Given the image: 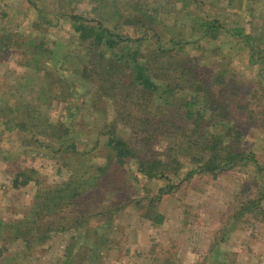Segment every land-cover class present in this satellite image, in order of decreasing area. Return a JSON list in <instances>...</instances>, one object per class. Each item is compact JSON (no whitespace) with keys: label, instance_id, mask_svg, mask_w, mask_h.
<instances>
[{"label":"rangeland","instance_id":"374dc122","mask_svg":"<svg viewBox=\"0 0 264 264\" xmlns=\"http://www.w3.org/2000/svg\"><path fill=\"white\" fill-rule=\"evenodd\" d=\"M137 2L159 19L163 40H196L185 51L195 57L193 62L201 65V71H224L216 84L224 88L222 93L227 91L225 84H230V97L225 100L217 92L229 107L211 110L212 116L230 112V125L243 131L240 147L251 149L260 165L226 170L215 178L198 173L184 179L193 164L179 155L183 167L169 182L149 179L128 162L123 175L108 172L105 176L104 185L114 182L113 188L87 193L77 206L62 212L68 218L59 217L58 230L32 247L23 241L11 243L0 264H264V172L259 173L261 168L264 171V0ZM134 3L136 0H0V244L6 225L30 216L38 191L54 190L82 177L84 183L99 175L97 168L110 165L112 154L104 146L107 136H100L101 132L130 131L116 124L123 121L113 103L95 102L91 84L79 76L90 64L85 63L86 44L75 34L69 16L79 15L112 29L103 13L127 5L126 14L132 16L140 13ZM199 19L218 21L226 33L198 38L193 29L199 27ZM117 21V17L112 20L115 25ZM237 28L258 40L236 39ZM118 32L140 35L126 25ZM4 38L9 39L8 46L3 45ZM14 100L31 105V118H37L35 138L6 129L1 111ZM17 110L28 127L34 124L26 116L25 105ZM66 128L73 132L63 139ZM214 129L225 133L220 125ZM62 140L84 154L69 152L66 147L56 153ZM160 145L165 141L160 140ZM123 179L129 187L121 186ZM169 184L177 187L156 203L155 211L163 216L157 223L155 217L143 213L149 199ZM243 207L250 210L243 211ZM78 216L86 221L74 223Z\"/></svg>","mask_w":264,"mask_h":264},{"label":"trees","instance_id":"16d2710c","mask_svg":"<svg viewBox=\"0 0 264 264\" xmlns=\"http://www.w3.org/2000/svg\"><path fill=\"white\" fill-rule=\"evenodd\" d=\"M134 5L139 7L140 13L132 16L126 14L129 9L127 5L118 6L120 11L103 13L107 22L112 23V29L104 23L87 21L79 15L69 16L75 34L78 35L80 42L86 44L88 57L85 63L90 64L83 67L79 76L88 82L87 84H91L90 92L95 102L104 104L111 102V105L113 103L112 106L118 109V116L123 121L116 124L129 127L130 131L126 133L118 128L115 133L103 131L99 134L107 136L104 146L112 154L109 160L111 163L97 168L99 175L87 179L85 182H89L88 184L83 183L82 177L68 183L63 182L54 190L48 188L44 193L38 191L37 201L29 210L30 216L25 215L27 218L24 216L23 219L15 220L11 226L5 224L0 257L15 241H23L28 247H32L31 245L48 238L59 229L55 226L59 217L66 220L68 216L64 213L77 206L87 193L96 189L113 188L116 185L114 182L104 185L105 176L108 172L111 175H123L122 168L128 162L134 163L136 171L149 179H165L169 182L173 181L172 177L178 175L183 167L179 155L187 157L193 164L188 168L184 179L198 173L210 174L215 178L226 170L244 169L250 164L260 165L251 149L244 151L240 147L243 131L238 125H230L232 121L230 112H225V115L215 113L212 116L211 110L229 107L226 102L225 106L223 105L219 93L224 95L225 100L229 99L227 92L230 84H225L227 90L225 93H222L224 88L221 90L216 84L224 71L221 69V72L216 74L207 69L201 71V65L193 62L195 57L185 51L186 47L192 46L196 40L175 41L171 38L168 41L163 40L165 37L163 38L161 34L159 19L154 13L150 14L149 10L143 11V6L137 0ZM116 17L119 19L117 25L112 22ZM199 20L197 23L199 27L193 29V32L198 33V38L202 36L216 38L219 32L226 33V28L216 20ZM125 25L133 27L140 35L132 37L119 33L120 28ZM242 32L240 28L234 31L236 39L248 38L252 42L258 40L250 33ZM7 41L8 38L2 39L4 46H8ZM43 50L50 55L53 54L48 47H44ZM52 74L55 76L53 70ZM224 80L225 77H222V81ZM235 97L237 96L233 92L232 98ZM163 101L165 106L162 105ZM232 102L237 109V103L234 100ZM23 105L28 109L26 116L34 122L30 127L26 125L28 121L22 119L17 110L18 106L21 109ZM30 110L31 105L15 100L11 106L6 105L5 111H1L6 117L5 124L8 127L6 129L15 130L18 135L30 134L35 138L34 135L38 131L33 128L37 125L35 123L37 118L32 120ZM33 113L37 115L35 110ZM217 125L223 127L225 133H219L214 129ZM70 131L72 133L73 129L66 128L62 138L65 139L64 136L69 135ZM160 140L165 141V145L161 146ZM65 142L61 141L56 153H60L63 147L72 153L80 152L70 149L74 147L73 144L67 147L64 145ZM79 154L82 156L84 153ZM263 172L261 168L259 173ZM262 181L264 182V174ZM71 185H74V188H71ZM84 185L87 186L83 188ZM121 186L127 188L129 183L123 179ZM176 187V184L162 187L156 197L149 199L143 215L153 219L155 217V222L161 223L163 216L155 211L156 203L162 195L171 193ZM243 205L245 206V203ZM242 210L248 211L250 207H243ZM97 214L99 216L101 212ZM53 217L57 220L53 221ZM74 219V223L77 224L86 221L83 216ZM58 226L60 227L59 224Z\"/></svg>","mask_w":264,"mask_h":264}]
</instances>
